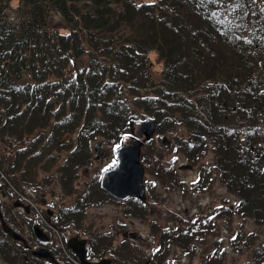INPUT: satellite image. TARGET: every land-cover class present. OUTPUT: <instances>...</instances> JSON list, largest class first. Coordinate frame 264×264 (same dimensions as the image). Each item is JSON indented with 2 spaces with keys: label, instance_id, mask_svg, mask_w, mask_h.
<instances>
[{
  "label": "trees",
  "instance_id": "16d2710c",
  "mask_svg": "<svg viewBox=\"0 0 264 264\" xmlns=\"http://www.w3.org/2000/svg\"><path fill=\"white\" fill-rule=\"evenodd\" d=\"M52 9L61 23L49 18ZM150 51L161 64L157 73ZM144 119L154 121L153 133L160 135L178 124L185 128L186 136L175 141L190 161L209 146L213 169L200 165L194 188L209 187L214 173L235 195L231 206L220 209L228 217L248 215L264 224V1L17 0L12 5L0 0V142L7 151L14 148L12 160L0 153L4 173L41 186L32 161L49 162L42 157L46 147L65 141L66 131L73 130L76 144L57 166L59 183L69 188L77 167L90 158L89 140L103 135L118 144L130 134L131 123ZM47 126L43 138L38 133ZM39 127L34 138L25 137ZM154 151L158 167L163 151L158 146ZM29 152L35 155L22 161L20 156ZM163 170L170 173L168 167ZM93 183L92 177L77 191L69 213H57L56 224L78 220L82 206L94 199L112 198ZM13 186L24 194V188ZM0 188L9 191L3 181ZM126 199L125 210L144 215L141 197ZM204 223L212 227L211 221ZM200 225L193 221L174 231L150 220L159 240L152 254L135 258L128 241L114 243L110 232L106 241L95 234L88 254L103 257L109 247L114 264L116 258L126 259L123 264H169L167 247L178 239L191 252L190 236L202 231ZM0 235L6 264H23L24 258L36 264L27 249L1 230ZM253 237L238 232L230 244L239 253L249 251L254 264H264V242L254 245ZM207 262L219 264L215 256Z\"/></svg>",
  "mask_w": 264,
  "mask_h": 264
},
{
  "label": "rangeland",
  "instance_id": "374dc122",
  "mask_svg": "<svg viewBox=\"0 0 264 264\" xmlns=\"http://www.w3.org/2000/svg\"><path fill=\"white\" fill-rule=\"evenodd\" d=\"M16 2L17 0H11L12 5ZM7 12L9 14L14 13L12 10H7ZM49 13V18L53 22L61 23L60 16L57 12L52 9ZM57 27L59 30H62L61 26ZM148 54L152 72L157 73L161 66L157 60V55L153 51H150ZM69 65L70 69H72L71 62ZM126 99L129 107L133 108L131 105L132 98L126 95ZM136 112L142 114L141 110H137ZM133 126L136 127V123L135 125L133 123ZM48 128V126L42 129L40 127L35 128L31 133L25 135V137H29V140H31L35 137L34 135L38 129H40L41 131L39 130L40 132L38 134H42L44 138L48 134ZM186 134L187 130L178 124L174 130L164 135L153 133L149 141L143 143L140 149L141 154L139 160L144 168L142 183L144 184L145 195L141 200L142 205L146 209L144 215L132 213L129 209H126L128 210L126 211L124 205L128 204V199L119 201L115 198L103 197L102 199H94L90 204L83 205L78 220L71 218L64 223H55V217L58 212L62 215L63 212L69 213L71 211V206L74 203L77 191L81 192L92 177L95 179V184L96 182L99 184L102 170L111 166L114 160L113 148L116 144L111 142L112 140L105 139L103 135L93 137L88 142L90 143V158L85 164H80L77 167L76 176L71 179L69 188H64L57 178V166L64 158L67 149L76 144L75 132L73 130L66 131L65 137L67 139H64L65 141L58 139L57 143L46 145L47 150L43 153L42 157L49 159V162H44L43 164L40 161L37 162L35 159L32 161L35 167L36 180L44 182L41 186L29 185V182L26 180L23 181L20 175H7L0 168V181L5 183V186L9 188L8 192L11 194L9 196L8 193L6 198H1L0 200L7 201V199L10 200L9 197L14 198L18 195V189L13 186L14 184L19 186L18 188H24V195H27L26 197L30 199L34 206L42 210L43 215L46 214L44 210L49 209L51 215V221H49L56 227V229H49L51 237L56 239L57 234H59L61 239L63 237L62 241L66 236L73 234L84 237L86 240L87 257L89 256V245L92 243L95 234L99 238L100 235L101 237L104 236V240L106 241L109 234L105 233L110 232L112 233L111 236L114 243L115 241L120 242V240L128 241L131 251H136V255L131 253L133 255L132 257L135 258L140 254L143 256L152 254L153 246L159 240L157 232L155 231L156 229L153 232L149 226L150 220L156 223V226L163 224L172 225L171 227H173L174 231L180 226L187 228V223L197 221L201 223L199 229L202 231L199 234L196 233L190 236L192 243L191 252H186L182 249L180 246L181 242H178V239H176L169 248L167 247L168 253L166 258L169 264H211L207 262L209 256L218 258L219 264H254L250 260V252L245 251L239 253L230 244V240L238 232H241L243 236L252 233L254 237L251 241L254 245L259 241L264 242V224H258L248 215L241 216L233 213L228 217L220 209L221 204L231 206V203L235 200V195L226 190L223 182L218 180L214 173L211 174L212 178L210 179L211 183L209 187L202 189L194 188L192 183L197 178L198 167L204 165L213 169L212 150L208 146L205 152L198 157V160L190 161L186 159L182 149L176 145L175 141V136H186ZM4 137L5 140H16V136ZM159 139H162V142ZM101 140H104L103 142L105 143H101L98 150H94L93 144L95 142L100 143ZM125 141L127 142L128 139L126 138ZM149 145L152 148L151 153L148 151ZM36 146H40L39 142ZM156 146H158L161 152L163 151L160 157L161 165L158 167L152 161V158L156 155V151H154ZM13 152L14 148L7 151V145H3L0 142V153L3 155L7 154L12 160ZM33 155H35V152H29L26 155L20 156V158L22 161L27 162L30 156ZM183 163H190L191 165L182 167L180 164ZM42 166L47 169H42ZM166 167H168V172L170 173H166L163 170ZM4 169L7 170L6 165H4ZM32 210L30 211V217ZM205 220L207 222L211 221L212 227H206L204 225L207 224L204 223ZM193 225L197 224L195 223ZM21 230L22 227L19 231ZM23 230V234L26 235L29 231L27 225H23ZM122 231L134 233V237L127 236L126 239H122ZM104 240L101 239V241ZM167 249L165 252H167ZM118 250L123 251L121 248ZM110 251L109 247L105 249V255L110 256ZM115 260H117V264H123V261H127L126 259L122 260L120 258H116ZM138 263L142 264L140 262ZM0 264H6L2 255H0ZM24 264L29 263L25 262ZM62 264H66V262H62Z\"/></svg>",
  "mask_w": 264,
  "mask_h": 264
},
{
  "label": "water",
  "instance_id": "95a60500",
  "mask_svg": "<svg viewBox=\"0 0 264 264\" xmlns=\"http://www.w3.org/2000/svg\"><path fill=\"white\" fill-rule=\"evenodd\" d=\"M153 127L154 121L150 119H144L139 122L137 132H132V123L130 124L129 129L131 130L133 136L143 134V138L146 139L152 134ZM141 143L142 141L136 138H133L131 143L122 142L116 147L115 163L103 171L104 177L100 181V185L111 196H114L117 199L123 200L127 196L137 195L142 197L144 195L143 186L141 184L143 167L141 162L138 160ZM100 144H96L95 147L100 146ZM14 205L22 206L19 202H14ZM0 227L10 237L14 239H20L24 242L23 237L5 223L1 214ZM32 227L33 233L38 239H46L45 234L39 227L35 225ZM66 246L74 253L80 264H109L110 260L108 257L94 260L85 258V239L83 237L71 235L66 239ZM32 253L37 256H50V253L44 248L34 249L32 250Z\"/></svg>",
  "mask_w": 264,
  "mask_h": 264
},
{
  "label": "flooded vegetation",
  "instance_id": "af4514ba",
  "mask_svg": "<svg viewBox=\"0 0 264 264\" xmlns=\"http://www.w3.org/2000/svg\"><path fill=\"white\" fill-rule=\"evenodd\" d=\"M137 138H141L140 135H137ZM129 142H131L132 138H127ZM114 151V149H113ZM141 154V153H140ZM140 157V156H139ZM9 192H7L5 189H1L0 188V199L1 198H6V196L8 195ZM9 196H11V194L9 193ZM10 200L7 199V201L4 200H0V213L1 216L3 217V219L5 220V222L7 224H9L15 231L19 232L25 239V241H21L20 239H14L9 237L10 239L14 240L15 243H18L20 246H22L23 249H27L28 253H29V257H33L30 259L31 262H35L36 264H62V262H66V264H73V258L72 255L64 252L61 253L59 250H57L54 247V242H53V238L51 237V234L49 233V227H46V229L44 230L45 232V237L46 239H44L43 241L36 238V236L33 233V227L32 226H39L40 224V218H38V215L36 214L35 211H33L31 213V217H30V207L23 204L21 202V206H15L14 202H19L20 200H18L17 198H11L9 197ZM25 209H24V207ZM37 212L39 213L40 216H44V218H46V222L49 223V218H51L50 215V211L49 209H45L44 210V214L42 210H39L36 207ZM30 221V222H29ZM23 225H27L29 231L26 235H24V230H23ZM22 227V230L19 231V229ZM1 230V229H0ZM3 232V231H2ZM123 232V231H122ZM7 235V234H6ZM123 236H130V237H134V233H128V231H124L122 233ZM2 235H0V239H2ZM39 246H43L47 248V251L50 253V256L47 257H41V256H37L35 254H32L31 251L33 249H36ZM74 256V255H73ZM62 258L64 259L62 261ZM72 258V259H71ZM109 264H114L113 260H111V258L109 257ZM27 261V259L24 258V262H22L23 264ZM75 262V261H74Z\"/></svg>",
  "mask_w": 264,
  "mask_h": 264
},
{
  "label": "snow or ice",
  "instance_id": "6c2138e0",
  "mask_svg": "<svg viewBox=\"0 0 264 264\" xmlns=\"http://www.w3.org/2000/svg\"><path fill=\"white\" fill-rule=\"evenodd\" d=\"M113 163H115V161H113Z\"/></svg>",
  "mask_w": 264,
  "mask_h": 264
}]
</instances>
